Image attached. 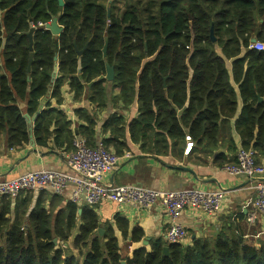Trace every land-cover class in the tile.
Wrapping results in <instances>:
<instances>
[{
    "label": "trees",
    "instance_id": "16d2710c",
    "mask_svg": "<svg viewBox=\"0 0 264 264\" xmlns=\"http://www.w3.org/2000/svg\"><path fill=\"white\" fill-rule=\"evenodd\" d=\"M63 1L64 6L59 0H0V134L9 148L29 146L26 114L36 118L33 135L38 145L47 144L53 122L65 128L67 136L74 135L64 113L51 103L39 112L49 94L55 57L59 70L51 99L57 104L66 84L75 100L89 85L91 101L104 108L108 82L102 77L106 63L114 68L112 85L120 89L119 103L138 102L139 114L128 131L131 141L145 150L153 146L163 152L170 140L187 137L199 145H216L223 117L231 119L238 110L233 83L243 102L236 123L242 148L257 153L264 147V50L254 48L264 44V0ZM54 18L63 33L34 30L31 51L32 24H49ZM77 50H84L81 57ZM227 60H233L232 74ZM85 119L78 136L95 147L96 116ZM123 120L113 114L103 129L114 132L102 143L117 156L129 150L119 127ZM55 141L64 142L60 136ZM44 193L34 206L30 193L14 200L0 196V264H264V240L257 247L243 235L222 232L189 244L143 245V230H131L121 216L113 225L102 224L93 208L72 202L55 212V206L44 205ZM99 229L105 231L102 236ZM75 231L71 247L68 241Z\"/></svg>",
    "mask_w": 264,
    "mask_h": 264
},
{
    "label": "crops",
    "instance_id": "0c3cea01",
    "mask_svg": "<svg viewBox=\"0 0 264 264\" xmlns=\"http://www.w3.org/2000/svg\"><path fill=\"white\" fill-rule=\"evenodd\" d=\"M111 3L109 1L108 5ZM119 7L121 8V5ZM232 64L233 60H227L230 74H232ZM233 87L239 97L238 110L235 117L231 119L223 117L222 129L216 145L208 141L199 145L187 137L179 141L170 140L166 149L158 152L152 149L153 146L145 150L140 144L131 141L128 127L139 114L138 102L134 101L131 105L119 103L120 89L113 88L112 82L105 85L108 101L104 108L98 107V104L91 101L93 92L89 90V85L86 86L80 99L75 100L74 93L66 84L62 89L61 102L57 104L50 95V98L42 100L39 112L51 103V108L54 107L64 113L70 124L68 128L74 135L67 136L66 129L61 130V127L53 122L50 125L51 136L47 138L45 146L38 145L33 135L35 146H31L30 141L25 149H13L8 147L5 137L0 134V179H11L39 170L66 171L67 155L73 150V139L79 137L81 127L87 125L85 118L96 116L95 133L96 145H98L104 142V138L114 135L111 129L106 132H103V129L111 116L118 114L124 119L119 127L123 128L122 137L125 138L129 150L119 156L121 160L119 168L105 176L104 183L107 186L135 184L157 190L221 189L225 192V198L219 214L212 216L191 209L181 214L179 223L186 228L188 233L184 243L189 244L194 239H214L224 232L232 236L243 235L246 241L259 247L264 240V217L255 212L253 187L257 182L264 181V175L250 179L230 175L224 170L225 167L236 163L238 151L243 147L242 137L236 128L243 102L238 86L233 83ZM21 107L24 109L26 105L23 104ZM25 117L33 134L36 118H31L27 114ZM57 136L64 140L62 144H56ZM147 149H151V152ZM257 161L264 167V147L257 151ZM72 191L73 186H69L61 196L53 195L49 189L32 193V205L34 206L41 193L45 192L42 200L44 205L47 208L55 206L54 211L58 212L65 209L67 203L70 202ZM93 209L97 212L102 224L113 225L116 222V216H121L129 222L131 230L141 228L145 234L143 242L148 240L147 245L156 241L166 243L168 241L169 218L159 205L149 210H138L131 206L104 202ZM252 215H255L256 221L249 223L247 219ZM77 232L75 231L76 234ZM117 235L119 236V233ZM120 241L122 244L121 237ZM130 249L133 248L130 247Z\"/></svg>",
    "mask_w": 264,
    "mask_h": 264
},
{
    "label": "built area",
    "instance_id": "2783aa9c",
    "mask_svg": "<svg viewBox=\"0 0 264 264\" xmlns=\"http://www.w3.org/2000/svg\"><path fill=\"white\" fill-rule=\"evenodd\" d=\"M42 22L32 24V28L45 29ZM254 48L264 50V44L257 43ZM120 157L100 143L95 147L88 145L86 139L75 138L73 150L67 155V170H39L18 177L1 180L0 196L12 200L22 194L35 193L49 189L53 195L61 196L69 186H73L70 202L79 206L94 208L104 202L120 206H131L138 210H149L161 206L168 218L167 239L170 243L186 240V228L179 223L181 214L191 209L208 215L219 214L223 207L225 192L187 188L180 190H157L142 185L107 186L104 178L115 172L120 165ZM233 176L250 179L262 177L264 167L257 161V153L252 149H240L235 164L224 168ZM255 192V212L264 217V181L253 187ZM249 223L256 221L255 215L248 217Z\"/></svg>",
    "mask_w": 264,
    "mask_h": 264
},
{
    "label": "water",
    "instance_id": "95a60500",
    "mask_svg": "<svg viewBox=\"0 0 264 264\" xmlns=\"http://www.w3.org/2000/svg\"><path fill=\"white\" fill-rule=\"evenodd\" d=\"M59 4L60 6H64L65 3L63 0H59ZM109 14H110V10H109ZM47 30L50 31L54 36H60L64 29L59 25L58 23V19L57 18H54L53 21L51 23H49L47 25ZM33 32H34V29L31 31V33L29 34V38H30V50L33 51ZM211 38L213 40V42H215V38H214V35H213V27L211 29ZM257 40L256 39H252V43H256ZM108 43H109V40L108 38L105 39V47L103 49V55L104 57L107 56V50H108ZM83 51H79L77 50V53L78 55L81 57L82 54H83ZM55 68H54V71H53V74H52V83L50 85V90H49V94L47 95L46 99L50 98V95H51V91H52V87H53V84H54V81L55 79L57 78V74H58V70H59V65H58V57H55ZM33 62V55L31 54L30 56V65H29V68H28V72L31 71V64ZM81 68H82V65H81V61H80V64H79V73H81ZM106 68H107V74L105 77H102V79H105L107 80L108 82H113L114 79H115V70L112 66H110L109 63H106ZM30 80V78H29ZM262 98H260V101ZM30 138H31V146H35V142H34V139H33V134H32V131L30 129ZM79 213H81V210L79 211ZM104 230L103 229H100L99 230V234L102 236L104 234ZM58 242V239H54V243L57 244ZM144 245H147L148 244V240H145L143 242ZM164 253L165 254H168L169 253V249L168 248H164Z\"/></svg>",
    "mask_w": 264,
    "mask_h": 264
},
{
    "label": "rangeland",
    "instance_id": "374dc122",
    "mask_svg": "<svg viewBox=\"0 0 264 264\" xmlns=\"http://www.w3.org/2000/svg\"><path fill=\"white\" fill-rule=\"evenodd\" d=\"M133 1H135V0H133ZM258 19H255V22L257 21ZM213 35H214V38H215V41L217 40V37L215 36V34H214V30H213ZM213 41V40H212ZM257 44V43H256ZM259 44V43H258ZM216 50H217V52L219 53V54H221V49H220V47L219 46H217V48H216ZM30 194H32V193H30ZM26 195V194H25ZM74 236H76V233L75 234H73V236L69 239V241H68V244L71 246V247H73L74 245H73V241H74ZM73 250H76V249H74V248H72Z\"/></svg>",
    "mask_w": 264,
    "mask_h": 264
}]
</instances>
